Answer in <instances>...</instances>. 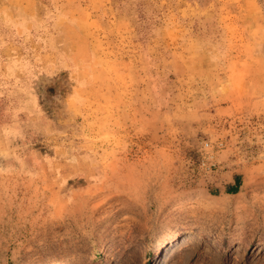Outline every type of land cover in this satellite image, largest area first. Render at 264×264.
Segmentation results:
<instances>
[{"label":"rangeland","instance_id":"374dc122","mask_svg":"<svg viewBox=\"0 0 264 264\" xmlns=\"http://www.w3.org/2000/svg\"><path fill=\"white\" fill-rule=\"evenodd\" d=\"M0 264H264V0H0Z\"/></svg>","mask_w":264,"mask_h":264},{"label":"trees","instance_id":"16d2710c","mask_svg":"<svg viewBox=\"0 0 264 264\" xmlns=\"http://www.w3.org/2000/svg\"><path fill=\"white\" fill-rule=\"evenodd\" d=\"M238 186H239V177L236 176V177H235V185L232 186V187H230V188L228 189L227 192H230V193H235V192H237V191H238Z\"/></svg>","mask_w":264,"mask_h":264},{"label":"bare ground","instance_id":"6f19581e","mask_svg":"<svg viewBox=\"0 0 264 264\" xmlns=\"http://www.w3.org/2000/svg\"><path fill=\"white\" fill-rule=\"evenodd\" d=\"M189 235V233H186L182 238L178 239L177 242H181V240L183 241V239H186ZM167 246V244H165L164 246H162L163 248H165ZM169 254V253H168Z\"/></svg>","mask_w":264,"mask_h":264},{"label":"crops","instance_id":"0c3cea01","mask_svg":"<svg viewBox=\"0 0 264 264\" xmlns=\"http://www.w3.org/2000/svg\"><path fill=\"white\" fill-rule=\"evenodd\" d=\"M234 185H235V179H234L233 181L228 182V186H227L226 190L228 191V189H229L230 187L234 186ZM227 191H226V192H227Z\"/></svg>","mask_w":264,"mask_h":264},{"label":"built area","instance_id":"2783aa9c","mask_svg":"<svg viewBox=\"0 0 264 264\" xmlns=\"http://www.w3.org/2000/svg\"><path fill=\"white\" fill-rule=\"evenodd\" d=\"M206 145H207V143H206Z\"/></svg>","mask_w":264,"mask_h":264}]
</instances>
